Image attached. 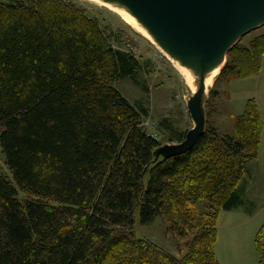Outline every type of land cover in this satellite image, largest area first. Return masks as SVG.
Listing matches in <instances>:
<instances>
[{
	"label": "trees",
	"instance_id": "obj_1",
	"mask_svg": "<svg viewBox=\"0 0 264 264\" xmlns=\"http://www.w3.org/2000/svg\"><path fill=\"white\" fill-rule=\"evenodd\" d=\"M119 36L79 0H0V138L10 172L0 173V264H221L218 217L242 203L238 184L264 130L259 104L247 100L238 135L207 124L191 149L157 161L162 143L142 125L147 107L115 85L138 81L142 68ZM263 55L264 33L240 40L226 69L256 75ZM137 208L144 224L164 217L184 241L182 258L137 235ZM255 245L264 264V223Z\"/></svg>",
	"mask_w": 264,
	"mask_h": 264
},
{
	"label": "rangeland",
	"instance_id": "obj_2",
	"mask_svg": "<svg viewBox=\"0 0 264 264\" xmlns=\"http://www.w3.org/2000/svg\"><path fill=\"white\" fill-rule=\"evenodd\" d=\"M79 1L89 7L92 15H97L101 20L104 19L105 23L108 22L116 27L121 45L133 51L142 62L138 81L126 77L115 81V85L132 103L147 107L148 113L142 115V125L162 143L154 151V158L158 161L166 157L171 152L170 147L160 148L182 144L188 139L192 128L198 124L190 108L195 92L176 63L117 11L90 0ZM261 33H264V24L243 34L237 42L241 40L243 43H249L254 36ZM227 62L228 57L211 86L208 89L204 87L199 106L205 118L204 130L207 124H213L221 132L238 135L236 119L244 112L249 98L254 97L264 111V55L260 73L250 77L234 76L230 70L226 69ZM181 132H184V136L178 140L177 135ZM185 147L181 146L175 150ZM254 158L247 161L241 179L248 171L249 162ZM0 173L10 174L4 162L0 164ZM19 197L25 199L29 197V194L20 189ZM197 206L202 212L210 210L207 201L197 202ZM236 220L235 217L233 221L230 219V213L223 212L221 215L224 226L220 228L219 239L217 238L218 242L216 241V253L220 263L259 264L255 245L259 229L246 224L242 225ZM167 226L164 217H157L154 222L144 224L141 221L139 208L135 210L137 235L153 241L156 245L182 258L184 253L181 252L179 244L183 245L184 241H177L175 237L170 236L167 233Z\"/></svg>",
	"mask_w": 264,
	"mask_h": 264
},
{
	"label": "water",
	"instance_id": "obj_3",
	"mask_svg": "<svg viewBox=\"0 0 264 264\" xmlns=\"http://www.w3.org/2000/svg\"><path fill=\"white\" fill-rule=\"evenodd\" d=\"M127 1L148 22L161 30L167 40L169 38L179 45H186L205 54L214 53L244 27L264 17V0ZM234 44L228 48V52ZM204 87L202 79L190 102L192 115L198 124L192 128L188 139L182 144L160 148L170 147L171 152L166 157L191 149L204 131L205 118L199 106ZM181 146L186 147L175 150Z\"/></svg>",
	"mask_w": 264,
	"mask_h": 264
},
{
	"label": "bare ground",
	"instance_id": "obj_4",
	"mask_svg": "<svg viewBox=\"0 0 264 264\" xmlns=\"http://www.w3.org/2000/svg\"><path fill=\"white\" fill-rule=\"evenodd\" d=\"M117 11L126 21L136 27L155 43L174 63L196 92L200 80H204L206 89L213 83L227 59L228 48L245 32L264 23V17L244 27L224 46L212 54H205L186 45H179L164 36L163 32L140 15L127 0H90ZM244 32V33H243ZM243 33V34H242Z\"/></svg>",
	"mask_w": 264,
	"mask_h": 264
},
{
	"label": "crops",
	"instance_id": "obj_5",
	"mask_svg": "<svg viewBox=\"0 0 264 264\" xmlns=\"http://www.w3.org/2000/svg\"><path fill=\"white\" fill-rule=\"evenodd\" d=\"M261 112L264 119L263 109H261ZM238 186L243 194L242 203L232 209L221 210L218 217V239L220 228L224 226V223L221 222L223 212L230 213L232 221L235 217L236 221L241 222L242 225H250L252 228H257V230L264 223V130L258 156L249 162L248 171L245 173L244 178L240 180ZM216 246L217 244L215 249Z\"/></svg>",
	"mask_w": 264,
	"mask_h": 264
},
{
	"label": "built area",
	"instance_id": "obj_6",
	"mask_svg": "<svg viewBox=\"0 0 264 264\" xmlns=\"http://www.w3.org/2000/svg\"><path fill=\"white\" fill-rule=\"evenodd\" d=\"M3 128L0 124V137H1V132H2ZM4 162V152H3V147H2V144H1V138H0V164Z\"/></svg>",
	"mask_w": 264,
	"mask_h": 264
}]
</instances>
